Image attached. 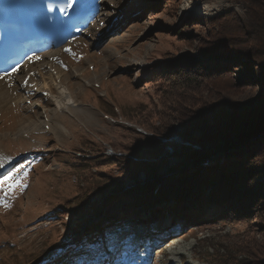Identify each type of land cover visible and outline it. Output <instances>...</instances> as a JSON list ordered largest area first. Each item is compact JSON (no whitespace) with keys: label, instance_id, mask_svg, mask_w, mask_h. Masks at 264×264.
I'll return each mask as SVG.
<instances>
[{"label":"rangeland","instance_id":"374dc122","mask_svg":"<svg viewBox=\"0 0 264 264\" xmlns=\"http://www.w3.org/2000/svg\"><path fill=\"white\" fill-rule=\"evenodd\" d=\"M185 1L101 0L99 14L94 16L84 35L73 40L68 51L64 49L58 61L56 71L61 81L76 102L82 103L83 108H78L86 109L75 115L57 112L54 118L62 125L58 136L43 130L29 132L25 136L16 135L26 121L42 122L44 115L47 119L53 118L57 107L50 96L45 95L47 87L41 85L42 80L38 82L37 89H31L27 94L28 90L21 92L23 99L16 98L12 103L0 106V148L5 154L12 158L32 151L45 154L44 157L42 154L38 156L39 160L29 159L26 171L18 172L17 169L12 172L14 175H6L11 179L0 184V264H90L103 259L107 264H219L228 257L234 262L250 263V256L246 257L239 251L258 247L261 249L258 261L264 263V238L259 239V227L264 225V216L256 219L254 210L250 211L249 207L246 209L248 214L237 216L239 210L243 212L244 206L237 209L227 196L213 198L210 189L214 187L202 189L204 184L191 176L199 164L214 166L216 161L225 160L236 151H253V156L246 163L252 162L258 148L249 144L259 135L238 147H234L238 136L233 134L227 141L213 144L194 142L191 149L182 146L183 141L176 137L177 133L165 138L154 136L165 144L157 178L147 180L141 175L139 185L125 181L128 171L121 167V162L132 160V153L143 159L148 154L143 150L144 141L129 127L135 125L141 132L138 134L146 138H153L149 127L158 128L160 123L181 132L173 115L160 106L168 98L164 95L169 93L168 85L173 84V81H168L172 79L166 72L182 63L196 66L207 61L219 62L199 56L200 48L216 43V37L211 35L203 20L231 10L243 12L238 0H222L212 16L180 17ZM96 40L98 44L94 48L92 42ZM40 57L38 62L28 60L26 68L44 63V55ZM72 69H76L80 76H71ZM233 71L234 79L238 81L239 76L246 73L242 67ZM37 79L40 80L39 76ZM196 80L198 84L191 85L188 94L195 103L199 102L195 104L196 109L202 106V110L209 112L221 109L229 112V107L249 110L250 104L261 97L260 87H252L255 84L243 82L239 85L241 89L223 92L222 88L218 89L220 84L217 82L207 81L204 77ZM46 84L56 96L54 88L48 82ZM19 87L22 90L25 86L20 83ZM36 91L45 96L38 95ZM189 99L185 100L190 102ZM259 101L264 103V99ZM197 146H205L206 150L199 151ZM207 149L217 153L211 155ZM190 151L198 153L201 161L192 162L187 156ZM115 158L118 162L111 161ZM253 167L264 168L261 165ZM171 179L173 184H180L181 188L177 189L181 195L179 199H172L175 195L170 196V200L167 198L150 208L133 209L131 215H117L115 221L106 222L109 225L93 239L92 247L85 251L84 245H79L80 239L77 238L86 235L90 227L103 222L106 216L116 215L115 207L125 200L121 197L111 202L113 207L105 205L106 197L97 195L95 184L101 182L109 189L124 182L117 196L125 191V196L131 198L145 188L156 191ZM244 190L248 194L235 191L238 200H248L264 190V174L250 181ZM187 191L189 195L185 196ZM192 195H197L196 199ZM210 196L212 199L208 203ZM216 202L223 204L216 207ZM205 204L208 205L203 207ZM199 205L202 207L194 208ZM223 207L228 209L229 217L218 216L222 215ZM173 210L181 213H172ZM195 213L200 220L192 216ZM160 230L162 233L157 236ZM127 232L132 234L122 237ZM151 232L157 237H151ZM145 234L148 236L146 239L137 240ZM74 236L77 240L72 238ZM163 237L167 239L160 243V254V250L148 251L140 245L145 242L155 244L157 238ZM252 237L258 242L253 244L250 241ZM71 239L72 243L67 245ZM74 244L79 248L63 259L65 251ZM112 257L116 260L111 261Z\"/></svg>","mask_w":264,"mask_h":264},{"label":"trees","instance_id":"16d2710c","mask_svg":"<svg viewBox=\"0 0 264 264\" xmlns=\"http://www.w3.org/2000/svg\"><path fill=\"white\" fill-rule=\"evenodd\" d=\"M238 3L242 6V13L231 10L220 16L213 17L212 19L203 20L211 35L216 37V43L214 44V42H211L213 46L200 48L199 56L203 59L218 60L219 62L212 63L207 61L203 62L205 64L197 63L196 66H185L182 63L177 66V68L166 72V74L170 75L169 79H172L168 81H173V84L170 86L168 85L167 88L169 93L164 94L168 98L162 101L160 106L163 111L173 115L181 132H176L173 128L167 126L166 123H160L158 128L149 127L152 129L153 138H146L130 128L134 135L144 141V143H142L145 145L143 150L148 151V154H146V158L143 159L139 158L136 153H132V160L127 163L121 162V167H124V170L128 171V176L125 178V181L129 180L135 185H139V178L141 175L147 180L157 178V172L163 163L161 156L164 153L165 144L159 139L154 138V136L165 138L169 137L172 133H177L184 141L197 142L201 145L206 143H217L226 140L233 134L237 135V138L247 134L251 131L252 126L264 118V103L259 101L260 99H264V0H238ZM221 59L224 60L222 61ZM238 67H242L246 70L244 75L239 76V81L235 80L233 75V70L238 69ZM197 77H204L207 81L219 83L220 87H218V89L222 88L223 92H228L232 89H241L239 85H243V82L255 84L252 87H260L259 94L261 97L257 102L250 104L249 110H239L229 107L231 109L229 112L223 109L217 112H209L207 110H202V106L200 105V109H196L194 108L196 106L195 104H199V102L195 103L193 101L194 99L190 98L192 96H188V94L190 86L198 84L196 80ZM220 91L221 90L218 92ZM185 99H189L190 102H187ZM197 99L199 98L197 97ZM183 109H186V111H182ZM249 145L258 148L255 152L256 157L252 159V162L246 163L251 159L249 157L253 156V151L250 149H248L247 152L238 153L236 151L230 153L225 160L216 161L214 166H210V164L206 163L199 164L198 167L194 169V173L191 174V176L196 178V180H200L199 182L201 184H204L202 185V189L205 186L214 187L210 189V195L213 198H216V196H227L226 198H229L231 204L237 209L244 206L243 212L239 210L237 216L243 217L244 214H248L246 213V209L249 207L250 211L254 210V217L258 219L264 216V190L256 193L248 200H244L243 198L238 200L235 191H244L242 195L248 194V191L244 190V187L253 179L264 174V168L261 170L259 167H253L259 165L264 167V132L250 142ZM187 156L196 158L198 153H188ZM155 160L158 161L155 162ZM111 161L118 162V158ZM173 182L174 180L172 179L167 181L164 185L156 188V191L150 188L139 190L131 198L125 196L127 195V193L124 194L125 191L122 192L123 194H121V196H117L121 193L124 182H119L109 189L102 185L101 182L95 184L97 186L95 191L98 190L97 195L102 198L106 197L104 199L106 201L105 205L110 204V206L113 207L111 202L114 203L121 199V197H124L125 200L115 207L117 211L116 215L106 216L103 222L100 221L96 226L90 227L87 232L92 234L100 232L106 225H109L106 224V222L111 223L115 221L117 215H131L130 211L133 209H141L143 207L146 209L150 208L161 202H165L167 198L170 200V196L174 195L176 197L172 199H179L181 195L177 193L179 192L177 189L181 188L180 184H173ZM192 188L193 186L190 187V189ZM198 190L196 193L199 192ZM188 195L189 193L187 191L185 196ZM211 196L208 198V203L211 202ZM192 197L196 199L197 195H192ZM192 197L191 199L193 201ZM220 203L223 204V202H216L214 206L219 207ZM207 205L208 204H205L203 207ZM124 207L127 208V210H122ZM200 207L202 206L199 205L194 208ZM224 210H221L220 214L222 215L218 216H224L225 218L229 217L227 213L228 209L225 208ZM174 211H176V214L181 213L180 210H173L172 213ZM155 214L156 213H154V215ZM196 214L197 213L192 216L198 221L200 220V216ZM259 229L261 231V237H259V239L264 238V225H261ZM250 241L253 244L258 242L254 237H252ZM248 246L246 245L245 247ZM259 251H261L259 247L253 250L248 248L239 251L246 257L250 256V263H248V261L242 263L234 262L228 257L219 261V264H264L258 261L260 257Z\"/></svg>","mask_w":264,"mask_h":264},{"label":"bare ground","instance_id":"6f19581e","mask_svg":"<svg viewBox=\"0 0 264 264\" xmlns=\"http://www.w3.org/2000/svg\"><path fill=\"white\" fill-rule=\"evenodd\" d=\"M77 1L79 4H85L90 1H94L97 4L96 0H77ZM95 3L90 2L89 5L90 6L96 5ZM221 4H222V0H186L182 5V9L180 10L179 16L180 17L190 16V15L212 16L214 13L218 11V8L221 6ZM93 42H97V40ZM64 46L65 44L60 46V48L57 50H50L51 51L50 53H48L49 51L45 53L44 52L41 53L40 56L44 55V57H42L44 58L43 59L44 63H41L40 65L34 67L32 66V68H28V69L23 66L14 68L13 71H10L8 75L2 76L3 79H0V106L2 104H7L10 102L12 103V101H15L16 98L23 99L24 95H21V92H23L24 90L30 91L31 89H37L39 86L38 82H41L42 80L41 85L43 87L44 86L47 87L44 90L45 95H47L48 97L50 96L51 102L56 104L57 107L55 111H53V116H52L53 118L47 119L46 116L44 115L42 122L36 123L35 121L33 122L26 121L25 122L26 124L24 123L22 124V127H20V129L17 131L16 135L25 136L29 132L43 130V132H48V131L54 132L55 135L58 136L59 134H61L62 125L54 118L57 115V112H69L75 115L76 112L78 113L80 112L79 110H84V111L86 110V109L78 108V107H82V103L76 102L75 98L71 96L69 89L63 83V80L61 81L58 71H56L58 61H60L62 58V50ZM65 47L68 48L69 45H66ZM71 72H72L71 76L72 75L80 76L79 74H77L78 71L76 69H72ZM38 76L40 78L39 81L37 79ZM47 82L52 88H54L55 92H57L56 96H53L55 94L52 95L50 90L51 88H48L46 84ZM20 83L25 86L23 87L22 90L20 89L21 87H19ZM85 85H89V83L85 82ZM130 128L134 129L137 133H141L139 129L136 130L137 127L135 125H132ZM0 161L5 163L2 165L1 170L8 168L12 163L10 159H5V157L1 152H0ZM143 246L145 248L147 247L146 244H144ZM146 249L148 250V248ZM127 264H132V262H129Z\"/></svg>","mask_w":264,"mask_h":264},{"label":"water","instance_id":"95a60500","mask_svg":"<svg viewBox=\"0 0 264 264\" xmlns=\"http://www.w3.org/2000/svg\"><path fill=\"white\" fill-rule=\"evenodd\" d=\"M263 131H264V118H262L254 126H252L250 132H248L247 134H244V135L240 136L239 138H235V140H237L238 142L235 144L234 147H238V145H241L244 142L250 141L251 139H253V138L257 137L258 135H260ZM176 137H179V136L176 135ZM227 139L224 140V141H227ZM182 141H183V145L182 146H184V147L187 146L190 149L195 145L194 142H188V141H184V140H182ZM198 150L199 151H202V150H206V148H205V146H200V147H198ZM207 151L212 152V153H210L211 155H214V154L217 153L216 151H212V149H207ZM189 153H194V152H191L190 151ZM191 159H192L191 160L192 162H196V163L199 162V161H201V158L199 157V154H198V156L196 158H191Z\"/></svg>","mask_w":264,"mask_h":264},{"label":"snow or ice","instance_id":"6c2138e0","mask_svg":"<svg viewBox=\"0 0 264 264\" xmlns=\"http://www.w3.org/2000/svg\"><path fill=\"white\" fill-rule=\"evenodd\" d=\"M68 6H70V4L68 5ZM50 7V6H49ZM61 11H63V9H61ZM69 49H66V51H68ZM7 75V74H6ZM0 79H3V77L2 76H0ZM0 166H2V165H0ZM9 179H11V177H9V176H5L4 178H3V180H0V184H2V183H4L5 181H7V180H9Z\"/></svg>","mask_w":264,"mask_h":264}]
</instances>
